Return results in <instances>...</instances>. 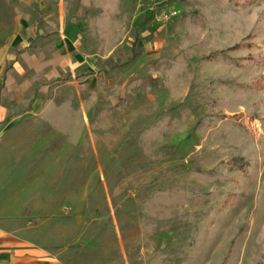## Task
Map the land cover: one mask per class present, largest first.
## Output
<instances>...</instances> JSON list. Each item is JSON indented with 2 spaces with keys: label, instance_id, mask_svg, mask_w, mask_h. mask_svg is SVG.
I'll return each mask as SVG.
<instances>
[{
  "label": "rangeland",
  "instance_id": "rangeland-1",
  "mask_svg": "<svg viewBox=\"0 0 264 264\" xmlns=\"http://www.w3.org/2000/svg\"><path fill=\"white\" fill-rule=\"evenodd\" d=\"M8 14L43 50L0 67V208L48 219L71 264H264V0H0ZM77 20L79 46H51Z\"/></svg>",
  "mask_w": 264,
  "mask_h": 264
},
{
  "label": "crops",
  "instance_id": "crops-1",
  "mask_svg": "<svg viewBox=\"0 0 264 264\" xmlns=\"http://www.w3.org/2000/svg\"><path fill=\"white\" fill-rule=\"evenodd\" d=\"M11 18L10 14H8L7 18H5L7 23L0 22V67L2 68L5 67L6 60L10 58V56H8V50L12 46L15 47V49L21 47L24 49L23 53H27L28 51L33 52V50L40 52L43 50L41 48V43H35L38 36L41 35H36L33 25L31 23L26 24L23 29L26 30L24 31V35L21 33L16 34L9 29V21ZM45 23L48 24L49 27L53 26L47 21H45ZM84 31L85 27L83 26V22L77 20L73 26L72 39L62 34L60 39L54 43L55 45L51 46H55L56 49L61 48V50H64L62 44L68 43L72 46V49L75 50L77 46H79L80 39L82 40ZM21 55L25 56L23 54ZM18 61L19 60H15L12 64L14 70H17ZM29 61V65L36 69L48 68V66H51L48 60H34L33 62L32 58H29ZM2 83L0 84L1 97L6 92L10 91L8 85L11 84V80H4V90L1 89ZM1 99H3V97ZM9 115L12 114H8L6 109L0 106V147L3 146L1 136L6 130L3 120ZM40 207L41 205L39 208ZM31 215V208L26 205L13 204L12 206L8 205L0 208V264H71L62 257L61 252L55 251V249L52 248V244L47 242V237H45L44 234L48 219L40 220L39 222L36 220L33 222Z\"/></svg>",
  "mask_w": 264,
  "mask_h": 264
}]
</instances>
